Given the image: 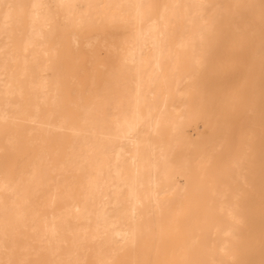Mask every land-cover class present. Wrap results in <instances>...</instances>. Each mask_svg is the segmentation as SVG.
<instances>
[{
	"label": "bare ground",
	"instance_id": "obj_1",
	"mask_svg": "<svg viewBox=\"0 0 264 264\" xmlns=\"http://www.w3.org/2000/svg\"><path fill=\"white\" fill-rule=\"evenodd\" d=\"M0 264H264V0H0Z\"/></svg>",
	"mask_w": 264,
	"mask_h": 264
}]
</instances>
